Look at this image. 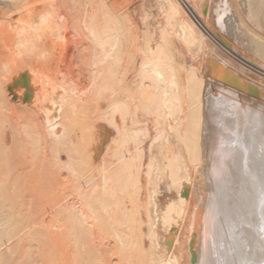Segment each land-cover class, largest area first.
I'll list each match as a JSON object with an SVG mask.
<instances>
[{
	"label": "bare ground",
	"instance_id": "1",
	"mask_svg": "<svg viewBox=\"0 0 264 264\" xmlns=\"http://www.w3.org/2000/svg\"><path fill=\"white\" fill-rule=\"evenodd\" d=\"M0 67V264H264V0H0Z\"/></svg>",
	"mask_w": 264,
	"mask_h": 264
},
{
	"label": "rangeland",
	"instance_id": "2",
	"mask_svg": "<svg viewBox=\"0 0 264 264\" xmlns=\"http://www.w3.org/2000/svg\"><path fill=\"white\" fill-rule=\"evenodd\" d=\"M13 12H14V11H13ZM69 51H71L70 48H69ZM67 53H68V52H67ZM67 53H66L65 55H67ZM63 56H64V55H63ZM63 56H62V58H63V59L65 58L64 61L68 60V59H66V57H63ZM69 56H70V55H69ZM67 58H68V55H67ZM71 58H72V55H71ZM63 63H64V62H63ZM64 64H65L64 66H66V65H67V61H66ZM73 66H75V65H73ZM76 66H77V65H76ZM72 68H73V67H72ZM76 68H78V67H76ZM76 68H73V69L76 70ZM2 69H3V68H2ZM2 69H1V67H0V70H1V71L3 72V74H4V71H5V70H2ZM1 71H0V74H2ZM6 71H8L7 68H6ZM79 71H81L82 73H80V74H79L78 76H76V77H79L78 79H80V77H81V80H82V81L80 80V82L82 83V82H84V81L86 80V79H85V75L83 76V74H85V73H84L82 70H79ZM75 72H76V71H75ZM77 72H78V69H77ZM5 74H6V75H7V74L10 75L9 72H7V73L5 72ZM5 74H4V75H5ZM75 74H76V73H75ZM6 75H5L4 77H2L3 75H2V76L0 75V79H1L0 81L5 82V81L7 80L6 78H7V76H8V75H7V76H6ZM76 75H77V74H76ZM74 76H75V75H74ZM8 77H9V76H8ZM76 77H75V78H76ZM83 77H84V78H83ZM82 78H83V79H82ZM5 79H6V80H5ZM76 79H77V78H76ZM4 80H5V81H4ZM6 82H7V81H6ZM84 83H85V82H84ZM0 122H1V119H0ZM78 137H80V132H79L78 129L75 128V130H74V139H75V140H76V139L78 140ZM6 158H8V156H7ZM0 159H1V158H0ZM5 160H6V159H4V161H5ZM8 160H9V159H8ZM8 160H7L6 162H8ZM1 161H3V159H1ZM4 161L1 162V163L5 164ZM9 161H10V160H9ZM11 162H12V160H11ZM2 166H4V165H1V167H2ZM2 168H3V167H2ZM0 169H1V168H0ZM1 170H2V169H1ZM55 175L57 176V174H54V176H55ZM48 176H49V175H48ZM51 176L54 177L53 175H51ZM56 176H55V179H56V178L58 179V176H57V177H56ZM47 178H49V179H47ZM47 178H46V179L48 180V182L45 181V183H48L47 186L45 185L44 182H42L41 179H40V180L38 179V180H36L35 182H34V181H33V182H32V181H28V182H27L28 189H29L30 191H32V192H31V195H32V193H33V195H32L31 198H33V197L35 196L34 199H35V198H36V199H35L34 201H35V203L37 204V206H39L40 204L42 205L43 203H45V204H43L44 208L47 207V206H45V205L51 204V203L53 202V200H51L52 202H51L50 200H48V199H49V196H50V194H48V192H49V191H48V188L51 187V186H50V185H51V184H50V183H51V182H50L51 180H50V177H47ZM51 179H52V182H53V183H55V181H57V180H55L54 178H51ZM59 179H60V178H59ZM63 179H64V177H63ZM63 179L61 178V180H63ZM49 180H50V181H49ZM53 180H54V181H53ZM30 182H32V183H30ZM33 183H34V184H33ZM37 183H38V184H37ZM43 183H44V184H43ZM49 184H50V185H49ZM43 185H44V186H43ZM35 186L39 187L40 196H39V195H36V194H38L39 191L36 193V191H35ZM40 186H41V187L43 186L41 190H40V188H41ZM37 187H36V189H38ZM44 187H45V189H44ZM47 187H48V188H47ZM32 188H33V189H32ZM43 191H44V192H43ZM45 191H46V192H45ZM47 191H48V192H47ZM42 192H43V195H42ZM46 193H47V196L49 195L48 197L46 196L48 199L45 197L46 199H45V198H42V200H41V198H39V197L46 195ZM36 196H37V197H36ZM38 198H39V199H38ZM56 198H57V197H56ZM56 198H55V199H56ZM59 198H60V197H59ZM59 198H57V199H59ZM28 200H29V198H28ZM28 200H26V201L29 202L30 200H29V201H28ZM44 200H46V201H44ZM6 201H7V199H6ZM7 202H8V203H9V202H10V203H13V201H12L11 199L8 200ZM31 202H33V200H31ZM41 202H42V203H41ZM49 202H50V203H49ZM55 202H56V200L54 201V203H55ZM29 203H30V202H29ZM35 203L33 202L32 204H34V205L36 206ZM41 205L39 206V208H40L41 212H43V210H45V209H44L43 206H41ZM31 206H32V205H30V208L28 207L29 209H28L26 206L23 207V208L28 209V210H30V209L32 210V208H34V206H33V207H31ZM41 207H42V209H41ZM39 208H38V210H39ZM33 210H37V207H35ZM40 210H39V211H40Z\"/></svg>",
	"mask_w": 264,
	"mask_h": 264
},
{
	"label": "snow or ice",
	"instance_id": "3",
	"mask_svg": "<svg viewBox=\"0 0 264 264\" xmlns=\"http://www.w3.org/2000/svg\"><path fill=\"white\" fill-rule=\"evenodd\" d=\"M261 203L264 204V196H262ZM262 226H261V232L264 233V216L261 217Z\"/></svg>",
	"mask_w": 264,
	"mask_h": 264
}]
</instances>
